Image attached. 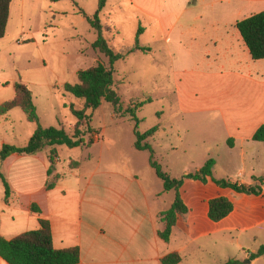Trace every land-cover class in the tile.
<instances>
[{
  "label": "rangeland",
  "instance_id": "obj_1",
  "mask_svg": "<svg viewBox=\"0 0 264 264\" xmlns=\"http://www.w3.org/2000/svg\"><path fill=\"white\" fill-rule=\"evenodd\" d=\"M75 1L78 4L70 0H13L6 36L0 39V105L15 97V85L21 82L32 91L41 125L64 126L67 131L76 118L65 105L79 101L64 91V85L78 82V70L98 62L108 64V59L92 48L97 35L87 19L94 15L100 0ZM201 2H214L211 10L229 17L230 9L236 6V11H231L235 22L264 11V0H106L100 18L110 45L120 50L134 47L138 40L152 52H135L115 64L121 110L115 113L114 106L103 101L92 112L91 123L101 140L75 148L57 146L55 171L62 179L95 176L105 185L136 180L132 188L145 194L154 213L171 206L175 193L158 196L163 182L150 164V152L134 147V122L125 113L129 106L151 99L137 112L141 120L138 129L146 132L161 124L148 141L154 147L156 160L172 178L195 173L214 158L218 162L214 178L261 183L255 178L264 177L262 156L243 162L238 152L232 155L224 146L216 121L203 114H182L176 105L174 70L179 66L178 53L176 41L166 38L172 24L176 23L174 33L179 30L183 20L178 21V17L201 10L197 8ZM233 29L239 33L236 25ZM36 128L37 124L30 122L21 108L13 109L0 118V151L5 144L26 146ZM89 137L90 134L85 136L86 143ZM72 161L80 162L79 166L73 168ZM2 162L0 159V170ZM241 170L245 176L236 177ZM182 196L191 208L176 230L177 242H190L182 264H224L230 259L264 264V256L254 262L249 259L250 253L264 245V191L261 196H250L220 188L214 182L203 184L187 179ZM219 196L232 200L235 208L226 219L214 222L208 217V199Z\"/></svg>",
  "mask_w": 264,
  "mask_h": 264
},
{
  "label": "crops",
  "instance_id": "obj_2",
  "mask_svg": "<svg viewBox=\"0 0 264 264\" xmlns=\"http://www.w3.org/2000/svg\"><path fill=\"white\" fill-rule=\"evenodd\" d=\"M213 4L198 3L201 10L178 17V21L183 20L179 30L174 33L176 23L172 24L166 38L176 41L178 53L179 66L174 70L176 105L182 114H203L216 121L230 154L238 152L243 162L261 156L264 160V142L253 140L264 125V60H254L240 32L234 31L241 21L235 22L231 13L236 6L230 9L229 17L216 15L211 10ZM94 137L95 142L101 140L98 134ZM58 159L59 153L52 175H48L52 165L50 148L33 155L15 153L3 160L0 236L12 239L37 230L43 218L51 224L56 249H80L78 264H161L166 255L175 252L183 257L180 264L184 263L190 242H177L176 230L188 214L178 220L170 242H165L159 236L164 228L160 213L171 206L154 213L145 194L132 188L136 180L105 185L95 176L62 179L55 171ZM79 164L71 162L73 168ZM245 173L238 171L236 177H244ZM2 175L10 186L8 200ZM52 182L55 186L50 189ZM239 183L249 184L246 180ZM165 192L163 187L158 196ZM34 205L41 213L32 210ZM0 264L9 263L0 257Z\"/></svg>",
  "mask_w": 264,
  "mask_h": 264
},
{
  "label": "trees",
  "instance_id": "obj_3",
  "mask_svg": "<svg viewBox=\"0 0 264 264\" xmlns=\"http://www.w3.org/2000/svg\"><path fill=\"white\" fill-rule=\"evenodd\" d=\"M60 2L63 0H52ZM75 4H78L75 0ZM13 0H0V39L6 36L8 23L11 14V5ZM106 6V0H100L98 9L93 16H87L91 25V29L96 33L97 38L92 44V48L104 55L108 59V64L98 62L96 65L79 70L77 72L78 82L75 84L66 83L63 87L66 93L73 95L79 103L66 104L67 107L75 116L76 122L70 131H67L64 126L43 127L40 123V117L37 113V108L33 101L32 91L23 83H16V95L12 100L6 101L0 105V118L14 108H21L27 115L30 122L37 124V128L32 134L28 144L24 147H16L11 145H3L0 151V159L5 160L8 156L18 154L33 155L50 148V159L52 165L48 171V175H52L54 171V163L58 157L56 147L59 145H67L71 148L82 145H90L95 142L94 134L96 130L91 126L92 112L97 109L103 101H107L114 106V112L118 113L121 110V95L117 91L116 81L114 78L115 64L126 59L129 55L135 52L151 53L152 48L139 45L137 40L134 47H124L117 50L110 45L109 40L105 35V25L102 24L100 14ZM81 13H84L80 9ZM109 29V26H107ZM237 28L248 47L250 54L254 60H264V11L247 17L237 23ZM143 29H140V33ZM151 99L147 101H139L134 106H129L125 109V113L130 116L134 122V131L136 141L134 147L140 151L150 152V164L154 168L157 176L162 180L164 191H174L175 199L171 207L160 213V220L164 228L159 231V236L165 242H170L173 229L177 225L180 218L185 217L191 212V208L186 203L182 196V188L187 179L208 184L214 182L220 188H230L238 194L261 196L263 194L262 185L264 177L255 178L261 183L256 184H240L231 182L228 179H216L213 176V170L216 165L214 158L208 159L205 164L195 173L185 174L182 178H172L165 172L162 166L158 163L155 157V150L152 144L148 141L154 137L160 130L161 124H158L146 132H141L137 112ZM90 134L89 140L86 143L85 136ZM253 140L264 142V125L261 126L253 136ZM230 146H233L232 139L229 141ZM78 164V163H76ZM6 188V200L10 196V186L8 181L3 177ZM58 178V176L56 177ZM55 186L54 182L50 183L48 188L52 189ZM208 217L214 222H220L230 216L234 211V203L225 196L212 198L208 201ZM32 210L41 213L40 209L35 205ZM40 228L37 230L27 231L12 239H6L0 236V257L9 264H78L80 261V249L71 247L66 249H56L53 244L51 224L48 220L40 218ZM264 256V245L257 252L250 253L251 261ZM183 257L180 253H170L166 255L161 264H180ZM224 264H243L239 260L230 259Z\"/></svg>",
  "mask_w": 264,
  "mask_h": 264
}]
</instances>
